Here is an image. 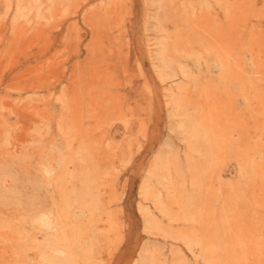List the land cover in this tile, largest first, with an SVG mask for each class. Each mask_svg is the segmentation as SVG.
<instances>
[{"label":"rangeland","instance_id":"rangeland-1","mask_svg":"<svg viewBox=\"0 0 264 264\" xmlns=\"http://www.w3.org/2000/svg\"><path fill=\"white\" fill-rule=\"evenodd\" d=\"M0 264H264V0H0Z\"/></svg>","mask_w":264,"mask_h":264}]
</instances>
